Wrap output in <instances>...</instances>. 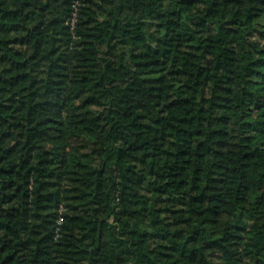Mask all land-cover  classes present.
I'll use <instances>...</instances> for the list:
<instances>
[{
	"label": "trees",
	"instance_id": "obj_1",
	"mask_svg": "<svg viewBox=\"0 0 264 264\" xmlns=\"http://www.w3.org/2000/svg\"><path fill=\"white\" fill-rule=\"evenodd\" d=\"M0 264H264V0H0Z\"/></svg>",
	"mask_w": 264,
	"mask_h": 264
},
{
	"label": "built area",
	"instance_id": "obj_2",
	"mask_svg": "<svg viewBox=\"0 0 264 264\" xmlns=\"http://www.w3.org/2000/svg\"><path fill=\"white\" fill-rule=\"evenodd\" d=\"M79 4L78 2H76L74 5H73V13H72V17L70 18L69 20V26H70V29L71 31H74L75 27H76V22H77V19H78V16H79V13H78V8ZM64 209L61 208L60 210V217H59V225L62 223V213H63Z\"/></svg>",
	"mask_w": 264,
	"mask_h": 264
}]
</instances>
